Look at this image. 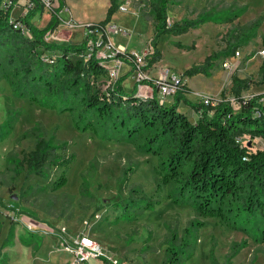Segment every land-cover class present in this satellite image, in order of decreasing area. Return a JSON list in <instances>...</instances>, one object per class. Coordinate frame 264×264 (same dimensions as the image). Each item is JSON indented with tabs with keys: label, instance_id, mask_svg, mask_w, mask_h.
<instances>
[{
	"label": "rangeland",
	"instance_id": "374dc122",
	"mask_svg": "<svg viewBox=\"0 0 264 264\" xmlns=\"http://www.w3.org/2000/svg\"><path fill=\"white\" fill-rule=\"evenodd\" d=\"M28 2L18 0L10 16H21ZM151 4L152 0H119L109 21L120 27L118 32H109L111 43L128 53L138 50L141 65L144 55L152 51L148 45L154 31ZM56 5L57 0H52V6ZM108 5V0H65L59 12L61 24L47 39L79 42L84 36L83 26L101 20ZM49 12L44 7L32 22L43 27ZM167 22L198 24L179 34L166 32L159 36L156 47L161 57L149 67L156 77L169 71L183 75L185 68L201 63L212 51L233 44L239 54L233 52L212 61L209 75H183L190 87L184 92L185 97L200 102L198 94L209 92L212 97L228 99L237 110L230 90L234 75L251 82L242 90V97L264 94V80L260 77L262 56L257 54L263 49L264 0H173L168 3ZM22 37L29 35L22 33ZM177 42L184 46H177ZM107 51L103 47L96 53L103 57ZM225 59L230 60V70L221 65ZM109 69L113 79L124 70L119 66ZM131 78L135 79L134 84L139 79L138 72ZM149 88H136L135 94L145 99L152 94V87ZM180 102L192 119V107ZM41 132L47 138L64 142L65 151L75 154L66 172V183L56 190H50L43 177L17 173L23 152L33 147L35 133ZM24 133L27 135L22 137ZM98 134L76 128L68 111L60 112L20 96L5 79H0V264H71L70 255L61 249V240L68 236L61 231L63 227L72 236L79 231L88 234L107 254L124 264H175L174 255L180 264H210L211 254L215 264H264V240L255 241L250 233L232 229L216 217L196 215L191 204L174 200L167 185L158 186L154 155L137 149L133 142ZM247 140L245 136L244 143ZM249 148H264V138H253ZM127 168L131 170L123 176L122 170ZM58 172L50 167V180ZM137 186L140 192H131ZM193 219L202 220L203 224L191 229L187 246L177 239L169 242L167 226L180 236ZM27 221H34L39 228L28 230ZM5 237L8 238L4 241ZM243 240L246 244L228 257L232 245ZM81 264L109 262L103 257H92Z\"/></svg>",
	"mask_w": 264,
	"mask_h": 264
},
{
	"label": "trees",
	"instance_id": "16d2710c",
	"mask_svg": "<svg viewBox=\"0 0 264 264\" xmlns=\"http://www.w3.org/2000/svg\"><path fill=\"white\" fill-rule=\"evenodd\" d=\"M108 1L104 17L86 28L102 26L111 20L119 0ZM172 1L152 0L154 31L148 44L152 51L144 55V63L138 66L140 71L160 59L156 46L162 33L179 34L198 24H168V3ZM1 2L0 79H5L14 93L57 111H68L73 125L82 131L89 129L106 139L133 142L137 149L156 157L154 170L159 176L158 186L167 185L174 200L191 204L200 217H216L232 229L250 233L255 241L264 240V148L252 150L244 143L245 136L250 142L256 137L264 138V105L258 102L264 94L244 99L241 92L249 87V79L232 76L230 90L238 104L237 110L224 97H219L214 105L191 102L184 95L187 87L177 92L171 103L161 104L155 97L152 77L136 80L129 92L124 90L123 80L137 69L128 52L116 51L113 56L103 58L97 56L96 48L88 51L86 36L79 42L46 38L61 24L59 12L65 0H57L56 6L49 7L50 15L43 27L36 26L32 18L44 9V4L40 0H29L31 4L26 12L14 18L28 29L26 39L9 19L17 0H11L7 9L1 7ZM261 43L264 49V36ZM176 45L184 46L179 42ZM229 46L212 51L201 63L185 68L183 75H209L212 61L233 54L236 45ZM114 58L128 64L129 69L113 79L103 62ZM260 77L264 80V55ZM138 84L151 86V96L145 99L136 96ZM180 101L194 109L195 120L178 109ZM256 109L261 112L255 114ZM35 136L33 147L23 152L17 173L24 171L26 175L43 177L49 189L56 190L66 183V172L75 154L65 151L64 142L47 138L43 132ZM50 167L59 170L52 180ZM130 170H122V175ZM130 190L140 192L141 189L137 186ZM201 224L202 220H190L180 236L167 226L166 237L169 242L177 239L187 246L191 229L194 231ZM29 236L34 238L33 233ZM245 244L243 240L232 245L228 257ZM173 257L175 264H180V260ZM210 260V264H215L212 254Z\"/></svg>",
	"mask_w": 264,
	"mask_h": 264
},
{
	"label": "built area",
	"instance_id": "2783aa9c",
	"mask_svg": "<svg viewBox=\"0 0 264 264\" xmlns=\"http://www.w3.org/2000/svg\"><path fill=\"white\" fill-rule=\"evenodd\" d=\"M40 1L44 4V7H47V9H49V7L52 6V0H40ZM10 4H11V0H2L1 7L3 9H7ZM30 4H31L30 2L27 3L26 9L27 7L30 6ZM119 8L121 9L123 8V6H120ZM9 19L14 28H20L21 33L25 34L27 32L29 35L28 29L24 27L20 21H14V17H11V16H9ZM92 23L93 22L86 23L83 26L84 36L87 37L88 51L92 50L93 48H96L98 50L103 47H107L108 51L106 53V56H103L105 58L113 56L116 51L125 52L123 50H119L116 46L114 47V45L111 43V41L108 38V34L110 31H113V32L120 31V27L118 26L117 23H114L111 21V22L104 23L102 26L86 28V26L91 25ZM103 36H105L106 38L105 40ZM129 54L130 56H132V59L136 63L137 69H135V71L138 72L139 79L146 77V76H143L144 71H140L138 69V66L141 65V61H142L141 55H139L138 52L136 51L129 53ZM238 54H239V51L235 50L234 55H238ZM257 54H259L260 56H263L264 49L259 50ZM114 59H117V58H114ZM117 60L119 61V59ZM221 65L225 69H228V70H230L231 68L230 60L228 59L223 60ZM139 79L137 78V80ZM153 84L156 88L155 97L158 103H161V104L169 103V101L168 102L166 101L168 97L172 98L177 92L184 90V87L186 86V77L177 72L169 71V72L160 74L158 77H154ZM141 85L138 84L137 86L140 88ZM135 95L138 96L137 94ZM198 97H200V103L204 105H207V104L214 105L216 101L219 99V98L212 97L210 95H205V94L204 95L198 94ZM249 98H244V99H249ZM258 102L264 105V96L259 97ZM260 112L261 111L259 109H256L255 114H259ZM84 223H87V221L84 220ZM26 226L28 230H36L37 228H39V225L35 223L34 221H27ZM61 231L65 235H68L61 240L60 244H61V249L65 250L70 255L72 259L71 264L85 263V262H88V260L92 257H103L109 262V264H124L118 261L116 258L112 257L111 255L107 254L106 251H104V249L102 248V246L96 240L90 237L88 234L83 233L82 231H79L73 234L72 236L67 233V230L64 227L61 228Z\"/></svg>",
	"mask_w": 264,
	"mask_h": 264
},
{
	"label": "crops",
	"instance_id": "0c3cea01",
	"mask_svg": "<svg viewBox=\"0 0 264 264\" xmlns=\"http://www.w3.org/2000/svg\"><path fill=\"white\" fill-rule=\"evenodd\" d=\"M18 1V0H17ZM16 6V5H15ZM14 6V7H15ZM13 7V8H14ZM114 45V44H113ZM136 50V49H135ZM136 52H139L138 50H136ZM104 64L107 66V67H114V66H119L120 68H123L124 70H123V73L126 71V70H128L129 69V66H128V64H126L125 62H123V61H118L117 59H112V60H109V61H106V62H104ZM154 67V66H153ZM136 71L134 70L133 72H132V74H134ZM154 72H152V68H149V69H147V70H145L144 72H143V76H146V77H156V74H153ZM122 74V73H121ZM132 74L130 75V76H128L126 79H124L123 80V82H122V85H123V88H124V90L126 91V92H129L131 89H132V87H133V81L135 80L134 78H131V76H132ZM142 87H145V88H149V86H147V85H141V87L140 88H142ZM186 87H187V89L189 90L190 89V87H189V85H188V83H187V77H186ZM138 89H140L139 87H137ZM150 89V88H149ZM203 95L205 94V95H209L210 93L209 92H207V93H202ZM141 95H138V97H140ZM151 95H150V93L148 94V97H150ZM141 98V97H140ZM147 98V97H146ZM144 99V98H143ZM172 102V100L170 101L169 100V103H171ZM184 106L181 102H179V104H178V109L179 110H181V111H183V109L181 108V106ZM190 112H191V114H192V119L189 117V119L190 120H195V118L197 117L196 116V113H195V111H194V109L193 108H190V110H189ZM184 112V111H183Z\"/></svg>",
	"mask_w": 264,
	"mask_h": 264
},
{
	"label": "water",
	"instance_id": "95a60500",
	"mask_svg": "<svg viewBox=\"0 0 264 264\" xmlns=\"http://www.w3.org/2000/svg\"><path fill=\"white\" fill-rule=\"evenodd\" d=\"M247 145H250V140L247 141ZM14 198H16V196H12Z\"/></svg>",
	"mask_w": 264,
	"mask_h": 264
}]
</instances>
